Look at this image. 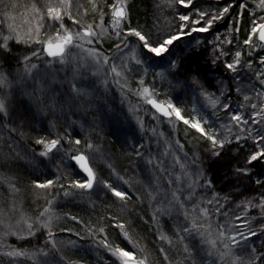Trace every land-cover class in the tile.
I'll return each instance as SVG.
<instances>
[{
	"label": "rangeland",
	"instance_id": "obj_1",
	"mask_svg": "<svg viewBox=\"0 0 264 264\" xmlns=\"http://www.w3.org/2000/svg\"><path fill=\"white\" fill-rule=\"evenodd\" d=\"M160 1L157 15L164 23L174 22L173 19L178 20L180 15H189L190 21L182 22L188 23L191 27V20L198 19V12L207 13L205 8L192 9L190 12L183 13L182 10L185 6L179 4L178 0ZM193 1L197 2L200 0ZM47 2L48 0H0V33L7 36L13 34L12 30L14 29L16 33L24 35L31 28L35 36L41 41L47 40L49 37L54 38L59 29V22L47 19ZM259 2L260 0H245L242 3L247 5L246 10L250 18L248 32L244 31L245 33L239 34L238 31V25L243 21L241 13L245 11L240 7L238 17L234 18L235 16L232 15L230 25L225 30L220 28L215 31L209 40V43L214 45L213 49L216 48L218 50L219 57L227 62L226 65L234 61L237 51L241 53L238 76L237 73L226 67L229 71V78L211 75L214 77L212 88H209L205 81L196 73H191L187 69L182 68V61L186 51L185 49L182 51L178 47L185 42L187 43L185 47L190 49L204 41L194 34L195 32H192L191 36L194 37L190 39H184L188 35L181 36L180 39L169 45V50L161 54V56H156L154 53L142 48L135 37L128 38L129 44L134 47V52L131 48H124L123 46L117 50L116 45L120 44L121 40L115 35V29L112 27L113 15L111 6L121 3V0H71L68 10L72 13V18L65 16L63 20L66 29L81 31L82 26L92 25L93 30L98 33L102 29H107V31L98 43L95 41L91 45L84 43L83 49L70 47L68 49L71 54L70 60L64 65H61L55 58L44 54L39 58L33 57L31 59L30 63L36 64L37 67L30 74H27L24 71L23 57L30 56L31 52L36 49H42L43 45L39 43L25 44L18 42L16 39L9 40L7 44L20 45L22 51L16 55L17 60L15 63L17 64L11 66L0 58V72L7 78L4 84H0V98L4 99L7 105V115L3 114L4 124L0 125V131L5 137L2 136L1 139L11 141V145L8 142L0 143V161H5L7 166V163H11V161L17 162L20 159L22 162V160H26L32 166L43 168L42 174L45 175L47 174V165L51 162L53 164V173L56 177H61V183L67 186L62 188L57 184L48 189H40L35 187L34 183L31 190L32 194L34 191L32 196L38 202V211L46 206L50 199H53V202H57L61 199V196L66 195L65 192L80 197L84 196L83 190L88 191L87 189L71 187L74 181L83 182L86 179L84 175L82 179L78 177L76 168H74L77 165L71 159L72 155L79 152L86 153L96 174L97 182L92 188L94 195H104L107 191L111 192L109 188L105 187V183L116 187L118 190L128 187L124 172L118 173L119 162L106 147L103 140L105 138L101 136L100 139L103 141L97 140L95 139L96 137L91 136L86 130L88 128L91 130V126H96L98 134L104 135L105 131L110 130L112 124L109 121L114 116L126 125L129 124L128 126L132 128L134 131L131 136L132 142L135 140L136 135L139 137L138 141L133 142L132 145H136L137 149L144 148L145 153L147 149L150 150L146 156L148 159L144 160L147 168H153V174L157 173V167L163 170L161 176L158 173V175L153 177L154 181L150 180V183L153 188H159L157 190L158 193H165L166 197L170 198L169 200L167 198L166 202L171 200V193L177 189L180 192L183 191V193H185L184 191L187 192L185 178H181L180 175L176 174L177 162L182 165L184 162H190L193 158L199 159L200 152L197 149V142L210 141L197 133L196 130L184 125L182 121L176 120L175 116L171 119L164 117L147 102L149 98L172 103L181 109L182 115L186 118H203V120L207 121L206 130L208 125H210L215 130L218 139L227 138L235 142V136L240 133V127L234 123L230 125L229 113L221 108L222 104L227 103L230 105L231 113H240L245 119L249 120V126L254 129L253 136H255L256 131L264 134V123L251 124V120L254 118L252 104L257 105L256 111L264 106V95H258V93H264V85H261L256 77L257 72L264 70V65L260 63V58L264 57V48H253L243 44V41L248 39L253 20L258 19L259 16H264V8L258 7ZM34 6L40 9L41 14H44L42 21L39 15L34 12ZM130 6L131 0H123L126 19L121 21L119 25L122 33L126 32L125 28L129 27ZM73 19L79 20L80 24H74ZM38 23L42 24V27H40L39 32H35ZM9 25L12 26L11 29ZM196 26L200 27L203 24ZM1 42H3L2 39ZM253 42L254 44L258 43L255 37H253ZM153 46L155 45L153 44ZM87 48H95L101 53L99 63L87 54L84 50ZM220 52L226 54L221 56ZM103 56L108 57L109 63H103ZM137 59L141 63L138 64L136 62ZM49 60L53 61L51 65L47 63ZM249 61L252 63L251 68L247 67ZM111 65H116L117 71L121 75H115L111 71ZM73 85H75V91L72 88ZM168 85L173 88L170 89ZM145 87L149 89L150 93L154 92V95L147 97L142 95V90ZM203 91L214 94V97H219L220 105H217L216 109H213L209 101L202 95ZM222 92L223 95H221ZM245 95L250 97V99L245 100ZM104 108L107 109L106 112ZM104 114H106V117ZM98 121L102 122L106 129H102ZM221 125L226 127L221 128ZM229 127L231 128L230 133ZM75 131L79 135H75ZM57 138L61 140L60 146L47 156L40 155L44 151V145L38 144L36 141L39 139L50 141ZM77 139L81 141L79 145L72 143ZM17 141L20 142L18 143ZM88 144L93 147L88 148ZM7 150L14 156L9 157ZM140 156L142 155L140 154ZM5 176L0 174V184L3 183L1 185H5L4 182H7ZM138 181L139 186L145 189V185H140L141 182L140 180ZM44 182L46 181L38 183ZM205 183L209 184L210 182L205 181ZM7 186L9 187L10 185L7 184ZM196 189L203 191L202 197L205 199L199 198L196 200L195 196L193 201L186 200L185 204L190 205L191 209L193 203L198 204L200 207H208L210 214L205 217L209 219V223L203 229L206 237L205 249H203L205 252H197L195 249L196 251L192 250L191 253L204 264H232L233 256L246 258L253 248L247 247V245L251 244L250 238L246 245L241 244L236 247L228 239L218 238V232L221 230V225H239L240 230L245 233L248 232L249 228L255 231L250 227L249 223L244 226L241 221L235 219L237 216L242 218L243 212L246 213L253 203L245 202L244 208L241 210L238 209L239 205H235L232 213L227 214L224 211V204L219 195L206 193L209 187H197ZM10 190L9 192L12 196L17 195L18 198L16 203H14L12 198V201L8 200L11 203L8 210L4 207L9 205L8 201L0 199V253L10 252L15 249L28 253V255L17 257L0 255V261L3 264H61L59 260L54 261V257L50 258L47 255L49 254L47 253L48 250L43 246L38 245L37 252L19 246V243L27 237V224L34 222L36 218L34 213L31 212V215L26 213L24 195L22 193L19 195L11 187ZM147 191L148 194L150 193L154 197L157 195L154 190L147 189ZM180 192L177 194H180ZM84 197H87V195ZM213 197H217L219 203L223 205L220 212L212 211L215 205L204 203L206 199H212ZM153 198L149 199L151 206L160 203V201L154 202ZM144 200L148 201V198L140 197L138 203L142 204ZM161 203L163 205L168 204L163 201ZM173 206L175 205L170 204L169 208H173ZM16 210L18 214L15 212ZM262 211L264 214V207H262ZM191 214L196 218L199 217V219L203 217L198 211H193V209ZM242 219L247 220L248 217ZM126 229L127 233L134 231V229L129 227ZM224 231L225 237L234 234L227 227ZM129 236H132V234ZM138 237L142 238L141 235ZM210 240L216 241L215 248H212L208 243ZM225 243L229 244L233 256H226L221 259L220 253L225 251L223 247ZM133 244H135V248ZM200 245H203V243ZM149 247L144 241L133 242L128 251H135L138 258L147 256L151 264H159ZM165 256L167 257V255H164L163 261L166 264H176L169 257L166 259Z\"/></svg>",
	"mask_w": 264,
	"mask_h": 264
},
{
	"label": "trees",
	"instance_id": "obj_2",
	"mask_svg": "<svg viewBox=\"0 0 264 264\" xmlns=\"http://www.w3.org/2000/svg\"><path fill=\"white\" fill-rule=\"evenodd\" d=\"M244 1L245 0L193 1L192 5L184 7L182 10L183 13H187L192 9L205 8L207 13L215 15L219 14L228 4L233 5L229 13L226 14L223 19L215 22L208 32L194 33L204 41L190 49L185 47L187 44L185 42L178 47L182 51H184L183 49L186 51L182 61V68L187 69L191 73H196L205 81L209 88H212V82L214 80V77L211 75L229 78V71L226 68L227 62L219 57L218 50L216 48L213 49L214 45L209 43V40L212 38L215 31H218L220 28L225 30L230 25L232 15L235 16L234 18L238 17L240 5ZM159 3H161L160 0H131L130 14L128 17V26L141 31L142 34L148 37L149 42L154 45L158 40H162L167 35L177 34L180 31L179 26L183 23L179 19H173L174 22L164 23L157 15ZM247 12L248 11L245 10L241 13L243 21L238 25L239 34H243L244 31L248 32L250 18ZM201 23L203 24V22ZM129 27L125 29L128 30ZM190 28L189 26L185 31H190ZM191 35L192 33L184 39L193 38L194 36ZM0 43H3L1 39ZM21 51L22 47L20 45L8 43L7 50L0 48V58L3 62L7 63V65L11 66L17 64L15 63L17 60L16 55ZM168 87H170V89L173 88L169 85ZM106 110L107 109L104 108L105 112ZM106 114H104L105 117ZM109 122L112 126L110 130L104 132V135L98 134V128L96 126H91V130L89 128L86 130L91 136L96 137L95 139L97 140H101L100 137L103 136L105 138L103 140L105 141L106 147L113 153L116 160L119 162L120 168L118 173L124 172L126 184L129 187L121 189L126 191L129 195V198L124 202H121L118 198L113 196L111 192L107 191L104 195H94L92 189H87L88 191L83 190V195H87V197H77L74 194L72 195V193L63 195L57 202H53V199H50L46 206L38 211V202L32 196L34 191L32 194L31 187L36 182H43L49 179L55 181L57 177L53 173V164L50 162V164L47 165V174L45 175L42 174L43 168L40 166H32V164L26 160H22L21 162L19 159L17 162H8V167L5 165V161H0V174L6 175L5 177L7 178V182H4L5 185H1L3 183L0 184V199H5L6 201L14 200V203H16L18 196H12L9 192L11 191L10 187L12 189L13 186L16 187V192H18L19 195L22 193L24 195L23 198L26 200L24 205L26 213L31 215L32 212L35 214L36 218V220L32 222L35 235L27 234V237L19 243V246L22 248L25 247L28 250L30 249V251L34 250L35 252L38 251L39 246H43L48 250L47 253L49 254L47 255L50 256V258L54 257V261L59 260L61 264H120L115 256L97 243V241L107 237V240L113 247L118 246L125 250H130V245L133 242L144 241L150 246L149 248L157 258L159 264H166L163 261L165 254L173 262H176V264H204V262L197 260L191 251L195 249L197 252L201 253L204 251L203 249H205L206 241L205 235L201 236L197 232L188 234L182 231V227L190 226L191 218L194 217V215L191 214V206L185 204V208L191 214L188 220L185 219L182 213H178L175 206L169 208L170 204L168 200L170 198L166 197L165 193H158L157 190L159 188H153L150 183V180L152 182L154 181V176L158 175V173L161 176L163 172V170L157 167V173L153 174V168H147L146 161L144 160L148 159L146 156L150 150L147 149L145 153L144 148L137 149L136 145H132L133 142L138 141L139 137L136 135L135 140L133 142L131 141V136L134 131L128 126L129 124L126 125L115 116L112 117ZM3 124L4 115L0 113V125ZM10 124H12V122H10ZM98 124H100L102 129L105 128L102 122L98 121ZM117 130L119 131L117 132ZM75 132V135H79L77 131ZM2 136L4 135L2 131H0V143L8 142L11 145V141L9 142L7 139V141L3 138L1 139ZM17 142L19 143L20 141ZM197 149L200 152V157L199 159H195L196 165L194 167L199 168L203 173L200 177V183H205V181L210 182L209 189L206 190V193L210 195H219L224 204V211L227 214L232 213L235 205H239L238 209L241 210L244 208L245 202L249 201L253 203L252 207H250L246 213L243 212L242 216V218L248 217L247 220L250 227L257 232L256 236L250 238L249 241L251 244L247 245V247L255 248L258 254L264 253V231L261 230L262 226H264V214L262 211V207L264 206H261L260 200V197H264V161L253 163L250 166L249 175H241L236 171L237 167L244 165L246 157L251 152L257 150L253 140L246 138L239 142L235 141L230 144H225L223 148L216 149V151L220 152L218 156L214 155V150L210 142L198 141ZM25 150L27 151V149ZM137 151H139L142 156L137 155ZM6 152L9 157L14 156L9 150ZM188 163L189 162H184L182 165L187 166ZM177 164L176 174L180 175L181 178H185V168L181 167V163L177 162ZM74 168H76L78 177L82 179L83 173L78 167L74 166ZM189 170L191 171V169ZM138 180L141 182L140 185H145V189L139 186ZM257 180H260L261 183H256ZM7 184L10 186L8 187ZM147 189L154 190V193H157L155 199L153 198L154 195L152 196L150 193H147ZM184 192L185 193L182 191L183 196L186 197L188 192ZM202 193V190L196 189L195 199L198 200L202 198L203 200L204 197H202ZM183 196H181V199H183ZM140 197L144 199L148 198V201L144 200L142 204H140L138 203ZM152 198L154 202L160 201V203L151 206L149 202ZM167 198L168 200L166 202ZM162 201L168 204L163 205L161 203ZM10 205L11 203L4 206L5 209L8 210ZM45 207L49 210L48 212H45ZM157 208H160V212L157 213L156 220H153V213ZM15 212L18 214L17 210ZM42 213L43 215H41ZM49 215L51 216L50 221L48 220ZM251 216H253V218H251ZM73 217L76 219H73ZM39 221L49 222L50 227L47 229L42 227ZM197 222L203 226L200 229V231L203 232L204 227L209 223V219L205 217H200L199 219L198 217ZM118 223L124 224L126 231L128 227L134 229V231L128 233L127 237L123 236V230L116 227ZM100 228L104 229L103 233L98 231ZM49 231L53 233L52 240L56 242L55 247H53L49 240ZM130 234H132V236H129ZM140 235L142 238L138 237ZM162 235L166 236L167 239L161 240L160 237ZM181 237H183V239H181ZM203 237L204 239H202ZM202 243L203 245H200ZM185 247L188 248V252L184 251ZM161 249H164L163 253Z\"/></svg>",
	"mask_w": 264,
	"mask_h": 264
},
{
	"label": "snow or ice",
	"instance_id": "obj_3",
	"mask_svg": "<svg viewBox=\"0 0 264 264\" xmlns=\"http://www.w3.org/2000/svg\"><path fill=\"white\" fill-rule=\"evenodd\" d=\"M179 4L184 5L185 7H188L192 5L193 0H178ZM71 5V0H48L46 5V16L47 19L59 22V29L57 30L55 37H49L47 40L41 41L38 39L33 29L29 28L28 32L24 35H21L19 33H16L15 30H12L13 34L4 36L2 33H0V39H2L3 43H0V48L7 50L8 44L7 42L11 39H16L18 42L25 43V44H31V43H39L42 44V49H36L31 52L30 56H24L23 62H24V71L27 74H30L33 69L37 67L36 64L30 63L31 59L33 57L39 58L42 55L46 54L49 57L55 58L61 65H64L69 62L70 60V52H68V49L70 47H80L84 48V43H87L89 45L93 44V42H99L100 38L104 35V33L107 31V29H102L101 32H97L93 30L92 25H86L82 26L81 31H74L66 29L63 23L64 17L69 16V18H72V13L68 10ZM112 15H113V25L112 27L115 29V35L120 38L121 43L116 45L117 50H119L122 46L124 48H131V50L134 52V47L129 44L128 38L129 37H135L137 38L138 42L141 44L142 48L148 50L151 53H154L156 56H161V54L166 53L169 49L168 46L172 45L174 41L180 39L183 35H190L192 32H208L214 25L215 22L221 20L224 18L226 14L229 13L230 9L233 7L232 4H228L225 6L219 14H209L205 13L203 11H200L197 13L198 19L191 20V28L190 31H185V29L189 28L188 23L181 24L180 31L177 34L174 35H167L162 40H158L155 43V46H153L152 43L149 42L148 37L145 34H142L141 31L136 30L135 28L129 27L126 32H123L120 30L119 25L121 21H124L126 19V13L123 7V0H121V3L119 4H113L112 6ZM242 10L247 9L246 4L240 5ZM258 7L264 8V0H260ZM34 12L37 13L40 17V20L42 21L44 19V14H41L39 8H33ZM179 20L183 22L190 21L189 15H180ZM201 22H203V26L197 27L196 25H200ZM73 23L76 25L80 24L79 20L73 19ZM40 27H42V24H37V27L35 28V32H39ZM9 28L11 29L12 26L9 25ZM253 37L256 38L258 43L254 44ZM218 39V37H217ZM83 42V43H80ZM231 43V41H229ZM243 44L245 46L250 47H260L264 48V16H259L258 19H254L252 22V26L249 30L248 39H245L243 41ZM218 47V46H217ZM87 54L92 57L94 60H96L98 63L101 60V53L95 49V48H87L84 49ZM226 53L220 52V55H225ZM240 56L241 53L237 51L235 53V59L232 63H228L226 67L231 70L234 73H237V76L239 74V68L240 65ZM134 59H136L135 56H133ZM103 63L107 64L109 63V59L107 56L102 57ZM136 62L139 64L141 61L139 59L136 60ZM49 65L53 63L52 60L47 61ZM260 63L264 65V57L260 58ZM175 67V65H173ZM247 67L251 68L252 63L251 61L248 62ZM111 71L119 76L121 73L117 71L116 65H111ZM256 77L259 80L261 85H264V70L257 72ZM195 81V78H193ZM7 78L0 72V84H4L6 82ZM198 83V81H195ZM143 83V81H141ZM73 90L75 91V85L72 86ZM239 90V89H238ZM142 95L149 96L154 95L153 93L149 92V89L147 87L143 88ZM202 95L205 97L206 100L209 101L210 106L213 109H216L217 105H220V99L219 97H214V94L208 93L207 91H203ZM223 95V92L221 93ZM258 95H264V93H258ZM245 100H249L250 97L247 95L244 96ZM149 104L153 106L157 110V112L161 113L164 117H167L171 119L173 116H175L176 120L182 121L184 125H187L189 128L196 130L197 133H199L201 136L206 138L211 142L212 148L214 150V155H220L219 151H216L218 148H223L225 144L232 143L231 140H228L227 138H221L218 139L215 130L211 128L210 125H208V129L206 130L205 125H207V121L201 119H196L195 117L189 119L186 118L181 113V109L174 106L172 103H163L158 102L156 99L149 98L147 100ZM221 108L229 113L230 116V125L235 124L238 127H240V133L235 136V141L239 142L242 139H252L253 143L256 147V151L251 152L245 160V163L243 166L237 167L236 171L238 174L241 175H249L250 174V166L253 163L264 161V134H262L259 131H256L255 136L252 135L254 129L249 126V120L245 119L244 116L240 113H231L230 112V105L227 103H224L221 105ZM252 108L254 110L253 113V119L251 120V124H261L264 123V106H262L258 111H256L257 105L252 104ZM0 113H3L4 115H7V105L5 103V100L0 98ZM259 118V119H257ZM226 127L225 125H221V128ZM15 131V129H13ZM231 132V128L229 127V133ZM38 144L44 145V151L40 153L42 156H47L50 152H52L54 149H57L58 146L61 144L60 138L53 139L50 141H46L44 139H39L36 141ZM75 145H79L81 141L79 139L75 140ZM88 148H92L93 146L91 144L87 145ZM137 155H140V152H136ZM71 159L75 161L79 168L83 170L84 173H86L87 178L81 182L79 180L74 181L71 185V187L79 188V189H92L94 186V183L97 182V178L93 172V169L89 166L88 163V157L83 153L79 152V154H74L71 156ZM196 160H191L187 166L181 165L182 168H185L184 171V177L186 180V190L188 192V195L184 197V199H181V196H183V193L180 192L179 189L171 193V200L168 201L170 204H174L176 206V209L178 213H182L186 220L190 218V212L185 208V201H193L196 196V188L201 187H209L210 185L208 183H200V177L203 175L201 170L199 168H195ZM194 169V170H189ZM256 183H261L260 180H257ZM57 184L60 185V187H67L66 185L61 183V177L57 176V179L54 180H47L44 183H35V187L40 189H48L51 187L56 186ZM105 187L109 188L111 191V194L118 198L121 202L126 201L129 198V195L124 190H118L116 187H112L111 185L105 183ZM13 191H16V189L13 187ZM180 192V195L177 193ZM66 195H68V192H65ZM155 199V197H154ZM261 200V206H264V197H260ZM204 203L208 205H215V207L212 209L214 212H220L223 205L219 203V199L217 197H213L212 199H206ZM193 211H198L201 216L207 217L210 214V210L208 207H200L198 204L193 203L192 205ZM48 209H45V212H48ZM160 212V208H157L156 211L153 213V220H156L157 213ZM43 215V213L41 214ZM73 219H76L73 217ZM236 220L241 221V224L244 226H247L248 222L246 219H242L241 217L237 216L235 218ZM48 220H51V216L49 215ZM40 225L44 228H49L50 223L47 221H39ZM117 228L123 230L122 235L127 237L128 233L125 230V226L122 223H118L116 225ZM203 226L197 222V218H191L190 226H184L182 227V231L184 233L191 234L193 232L199 233L201 236L204 235L200 229ZM228 228L229 231L234 233L233 235H229L225 237V228ZM220 231L218 232V238L220 239H228L233 246L239 247L241 244H247V241L249 238L254 237L257 235L256 231H253L249 228L248 232L245 233L240 230V226H226L221 225ZM262 231H264V226L261 228ZM100 233L104 232L103 228L98 229ZM27 233L28 235H35V231L33 230V224L28 223L27 224ZM53 233L51 231L48 232V237L50 242L52 243L53 247H55L56 242L52 240ZM161 240L167 239L166 236H161ZM183 239V237H181ZM98 245L105 248L108 252H110L113 256L117 258V260L120 262V264H151L149 258L147 256H144L143 258H138L135 251H128L121 247H113V245L107 240V237H105L103 240L97 241ZM208 243L212 246V248L216 247V241L210 240ZM133 247L135 248V244H133ZM225 251L220 253L221 259H224L226 256H233L232 249L230 248L229 244L225 243L223 245ZM142 251V250H141ZM185 252H188V248L185 247ZM161 252H164V249H161ZM0 255H6L9 257H17L22 255H28V253H25L23 251H17L13 249L10 252L6 253H0ZM167 259V257L165 256ZM257 262H260V264H264V253L257 254L256 249L252 248L250 254L245 258L241 256H233L232 264H257ZM0 264H3L2 261H0Z\"/></svg>",
	"mask_w": 264,
	"mask_h": 264
},
{
	"label": "water",
	"instance_id": "obj_4",
	"mask_svg": "<svg viewBox=\"0 0 264 264\" xmlns=\"http://www.w3.org/2000/svg\"><path fill=\"white\" fill-rule=\"evenodd\" d=\"M157 100V99H156ZM158 102H163V101H160V100H157ZM163 103H165V102H163ZM166 104V103H165ZM155 109V108H154ZM156 110V109H155ZM157 111V110H156ZM84 153V152H83ZM77 154H79V153H77ZM85 155H86V153H84ZM87 156V155H86ZM88 157V156H87ZM73 161V160H72ZM74 162V164L75 165H77V167L79 168V166H78V164L75 162V161H73ZM88 163H89V166L93 169V167H92V165H91V163H90V161H89V158H88ZM80 169V168H79ZM80 171L83 173V175L87 178V175H86V173H84L83 172V170L82 169H80ZM93 172H94V169H93ZM94 174H95V172H94ZM95 176H96V174H95ZM95 184V183H94ZM88 190H91V189H88Z\"/></svg>",
	"mask_w": 264,
	"mask_h": 264
}]
</instances>
